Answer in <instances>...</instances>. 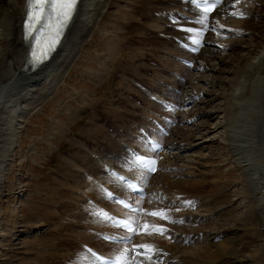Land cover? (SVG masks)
<instances>
[{"label": "bare ground", "instance_id": "6f19581e", "mask_svg": "<svg viewBox=\"0 0 264 264\" xmlns=\"http://www.w3.org/2000/svg\"><path fill=\"white\" fill-rule=\"evenodd\" d=\"M124 1L125 0H121L119 4ZM236 1L238 0H226L224 5L211 16V29L207 40V46L204 47L198 57L196 56L199 63L202 64V68L200 70L207 69L209 62L213 59H217L219 60L218 64L220 65L217 69L227 71V76L224 77V79H227L225 81L227 86V93H225V97L228 98L226 99L224 97L225 107L219 112L220 114H223V122L221 123V131L223 133L218 139H220V142L222 143L221 147L229 152L231 160L236 163L237 168L230 171L232 172L231 174L228 172V176H226L229 180L230 188L233 189L232 192H227L226 195L221 197L219 201L216 202V206L213 207V209H215L214 214L216 216L214 221H216L220 229L214 234H207L206 232L204 234L205 238L202 239V233L196 232L195 228H186L183 232L185 234L183 235L184 238L189 240L191 239L192 241H198V243H196V249L194 251L185 253L180 258L174 257L172 252H175V250L180 247H184L183 243L186 241L182 238V236L176 235L174 236L177 237V241L175 243L171 241V238L173 237L171 228H176V226L171 224H168V226H160L158 228L161 234H163V237L160 238V240H152L151 243L148 242L150 238L157 240V236L155 235L153 237L148 236L149 238H143V241L139 243V249L141 252L138 256H134L132 251L127 248L118 250L112 249L110 251L103 250L104 252L114 256H118L119 252L122 256H125L128 259L130 257V261L126 260V264H264V0H254L252 3L253 6L251 5L248 7L251 16L241 22L244 27H241L238 31L232 32L238 37L237 40H241L240 37H244L242 38L243 41L248 38H252V43L246 47L240 45L237 46L232 43L231 46L228 47V50L230 51V48L235 45V47L231 48V55L237 54L239 49L243 48V51L241 53V58L237 63H235L234 57L231 59L232 63H228L224 60L223 56H220V51H222L221 47L212 36L215 31V18L219 14L228 13ZM115 2L116 0H80V3L76 8L73 18L67 26L66 34L57 51L48 62L43 63L36 70H31L29 66L27 69H23V66L28 59V42L25 41L23 36V20L27 9V0H0V195L2 191L5 190V175L8 173L5 171V168L7 167L6 164L13 160V144L18 138H20V132L22 131L21 128L23 125L22 119L25 115V111L30 109L28 105H33V101L28 103L31 99L29 97L33 96L34 93H38L39 89L43 92L40 93L46 96V94L50 92V90L60 81V78L66 73L65 71L67 66H70L72 63L74 53L78 52L80 45L84 46L86 39L93 34L95 29H98L97 26H99V23L103 21L104 9L107 7L110 8V5L112 6V3ZM130 2L131 4L129 8L133 9L134 7V11L130 12V14H137V7H135V4L138 5L139 0H130ZM256 2H260V5L257 6ZM161 3H163V11H168L175 8L180 1L167 0L163 2L161 1ZM140 4L142 5V8L148 7V10H150L151 4L146 2H141ZM158 6L159 5H155L153 8ZM143 14L145 16L140 20H144L143 24L147 25L149 23L147 22L148 17L145 13ZM131 15H129V18H134L135 15ZM157 15L164 18V16L159 13ZM174 16L175 15L171 14V17ZM135 18L138 17L135 16ZM130 21L126 22L127 25L135 29L132 30L130 27L127 28V25H124L125 31H137L139 35H142L144 31L141 32L140 30H144L146 26H141L138 23V26L135 24V26H133L135 21L133 23ZM151 25L153 24H149V26ZM115 28L117 27L114 26V29ZM160 32L165 33L162 34V38L160 36H157L156 38H145L146 45L151 46L153 43L159 44L160 42L170 44L167 37L173 34L172 27L166 25V27H163ZM114 34L115 36H113V40L109 44L112 53L114 50H117V41L120 39L118 35H116L117 30L114 31ZM143 35L145 36V34ZM152 35L155 36V32L150 34V36ZM164 39L165 41H163ZM139 42L141 43V41ZM172 44L174 45V42ZM120 49L121 48L118 50L120 51ZM138 50L141 51L142 49L138 48ZM152 52L154 54V51ZM133 56L135 59L133 60V58H131V64L144 59L143 57L145 55L141 53V55ZM114 58L115 57H113V59ZM126 60L129 59L126 58ZM166 60L169 62L167 64H170L171 61L176 63L175 60H170L169 57L166 58ZM164 62L166 61L164 60ZM223 64L228 67L227 70L222 68V66H224ZM179 65L181 66V64H178V66ZM146 66L147 64L141 67L138 65V69L143 72V70L146 69ZM144 73L148 74L147 70H145ZM182 75L185 74L183 73ZM139 79H146V77L141 76ZM212 84L215 85L214 82H212ZM220 87L221 84L219 85V88ZM23 88L26 89L25 93ZM30 92L33 95H30ZM197 94H199V101H202L201 104H205L207 103V100H210L208 95L205 96L204 92V99L201 98L202 95L200 93H196V95ZM127 102L128 101L125 103ZM109 107L111 108L108 113L112 110V106ZM147 110L149 112L153 111L152 108H147ZM121 113L124 112L121 111ZM128 113L129 112L125 111L123 120L128 117ZM209 115L210 112L206 109V106L204 108L202 106L198 111L194 113L190 112L188 115V121H195ZM129 116L135 117L136 114L131 112ZM7 117H10V119ZM111 118L113 119L114 116ZM117 121H122V119L118 118L116 122ZM93 129L94 134H96L93 139H96L97 136L105 138L108 137L105 142L96 140V142H94L96 143L95 145L103 144L105 145L103 148H107L108 144L111 145L115 143L113 141V136L108 134L107 131L104 130L105 128L103 126L95 124L93 125ZM126 134L132 136L131 133ZM122 137L124 138V135H122ZM187 137L188 136L186 135L184 136V138ZM205 137L207 138L206 135L202 138L204 139ZM184 141L185 139L183 142ZM189 141L191 142V139L187 138V146L190 144L192 146V142L190 143ZM180 143H182V141H180ZM80 146H83V150L88 152V156L89 153L91 154V152H93L89 151V149H87L83 144H80ZM79 151H82L81 148H79ZM96 154L102 159L104 151L99 149V151H96ZM73 165L77 167L79 166L76 163H73ZM70 166L71 163L67 164L65 167L67 170L65 171H68ZM205 183L208 182L205 180ZM77 184L78 185H74V187H79L81 184L87 187L84 179H81ZM209 184L212 187V190H216V192L220 191L217 190L220 188V183L217 180ZM60 187L61 184H59L55 189L56 192L53 191V197L60 193ZM87 188L89 191L94 190V184L92 186L90 184ZM178 193L180 194V191H178ZM233 197L240 200L243 208L242 211L238 212V206L233 204ZM191 199L192 198L189 197L186 198V200ZM213 200L214 198L212 197L211 202ZM224 204L231 207L229 211H222L221 208H223L222 206ZM206 206L207 204L203 205V207ZM164 207L168 206H162V208ZM50 208L55 210L52 207ZM44 210V218L40 219L42 222L41 225L45 224L50 226L51 223L55 224L56 221L52 222L51 220V218H54L52 217L53 212L48 209L46 211V208ZM220 212H222L221 215ZM80 213L81 216H84V219L89 221V218L86 217V213L84 211ZM73 214L78 215L77 213ZM198 218L199 217L188 219L193 225L195 221H198ZM91 219L92 222L95 221V219ZM143 219L146 220L143 222V225H148L152 218H144L143 216ZM188 219L175 220L178 221V224L180 225L179 227H182L183 225L191 226V224H188ZM200 219L201 218H199V220ZM205 219L206 220L202 222L204 224L211 221L210 218ZM74 222L85 224L80 220H75ZM57 225H59L62 231L68 228L67 224L64 225L59 223ZM70 231L72 233H78L81 236L78 237L80 239L79 245H85V242H90L88 241L90 236L96 237L90 233H88L89 235L87 237H83L82 231L77 229V227L70 229ZM196 233L199 235H196ZM43 236L46 237L47 235L43 234L40 237V240L45 238ZM251 238L253 239L251 240ZM61 239L62 238L59 236L51 238L45 247L36 249L35 258H22L19 262L12 263L34 264L36 262L35 259H39L38 264H92L90 263V257L83 251L77 250L73 255L72 250L76 249L73 240H69L67 238ZM141 239L142 237H137L138 241ZM144 239H147V242H144ZM169 240L173 244L180 247L176 245L174 246ZM52 249L54 251L53 253L50 252ZM64 252L69 253L67 257H71L72 255L74 256L67 263H65V260L69 258L65 257V259L64 256L60 255Z\"/></svg>", "mask_w": 264, "mask_h": 264}, {"label": "rangeland", "instance_id": "374dc122", "mask_svg": "<svg viewBox=\"0 0 264 264\" xmlns=\"http://www.w3.org/2000/svg\"><path fill=\"white\" fill-rule=\"evenodd\" d=\"M120 1L121 0H116L115 3L117 4L112 3V6L114 4L117 5L116 8H113L110 5V8L107 7L106 8L107 10L104 9L105 11L103 15L104 17L103 21L104 20L105 21L103 23L102 22L99 23V26H97L98 29L97 30L95 29L93 34L86 39L84 46L80 45L78 52L74 53V59L72 60V63L70 64V66L69 65L67 66V69L65 71L66 73L60 78V81L50 90V92H48L46 96H44V94H41L43 92H41L42 90L40 89L38 93H34V95L30 92L31 93L30 95H33V96L29 97L31 99L29 100L28 103L33 101V105H30V104L28 105L31 110L29 109L25 111V115L22 121L24 125L25 119L28 116V118L26 119L27 121L26 126L28 124H31L33 128L27 129L26 126L24 125L25 128L24 129L21 128V130L23 129L21 139L19 140L18 138L16 142H14L13 144V146H15L17 145V142L19 141V145L17 146V148L13 147L12 149L13 154L12 153L11 154L13 156V160L9 161L6 164L7 167L5 168V171L9 173V168H10V175L7 176L8 173L5 175V180L7 181V182L5 181V185H4L5 190H3L0 195V264H8V263L13 264V263L19 262L22 258H35L36 249L45 247L48 244V241L52 238V237L49 238L50 236L46 232L44 234H46L47 236L46 237L43 236L45 238L42 240H40V237L43 234L40 236H36V238L34 239L29 237L26 234L27 232L25 231H27L28 227L32 224H33L32 226L33 229L36 228V230L37 229L40 230L42 226H45V224L41 225L42 222L40 221L41 218L42 219L44 218L43 216L45 213L43 212L45 211L44 210L45 206L43 205L44 207H42V211L35 210L36 208L34 206L35 203H31V200L27 201L28 193H32L30 198L38 201L39 197L37 196V193H40V190L38 191V189L43 187L46 184L49 185L50 183L53 182L52 185H49L51 186L49 189L50 191L48 189L43 190V195L49 196V199L44 196V198L43 199L40 198V200L50 203L48 204L49 206L48 208H46V211L48 209L51 212H53L52 217L54 218H51L52 222L56 221L57 224L62 223L64 225L65 224L68 225V223L64 222L63 218H61L60 220L59 219L56 220L58 214L55 211L57 210H52L50 207H52L53 209H56L55 207H58V208L61 207L62 205L61 197H62L64 188H66L65 185L71 186L70 184L66 183L67 179L65 177H69L68 171H66L68 174L61 173L60 171L61 167H63L64 170H67V168H65L67 164H64V161L61 155H62V151H67L71 149L70 148L71 143L69 142L70 143L69 144L64 140H59L63 137V130L72 127V125L75 123V120L72 121V118H70L71 111H73L74 109H79V110L80 109H85V110L92 109L94 111H101L105 113L104 111L108 110L109 106L114 107V105L118 104L117 101L114 100V98H117L118 89L129 87L128 79L125 77L119 76L120 71L133 72L136 74V76L141 75L147 78L148 74L144 73V71L147 70L148 66L149 68H153V67L150 65H147L146 69H144L142 72L140 69H138V65H140V67L144 66L145 65L144 61H146L147 59H151V58L158 60V61L165 60L166 63H169L168 60H166V58L161 59L162 57L156 52H154L153 54L152 52L153 44L151 46H148L145 43V38L148 39L150 37H155V38L157 37V35L150 36V34L152 32H157L153 30V27H155L156 29H160L162 27V23H161L162 21L157 22V26H156L154 23H150L149 20L147 21L149 23L147 25H144L143 24L144 20H140L141 18L145 16L143 12L141 11L142 5L140 3L146 2L148 4H151L152 1H158V0H139V2L140 1L141 2L140 3L138 2V5L135 4V7L138 6V11L136 12L137 14H133L137 16L138 18H135V16L134 18L133 17L129 18V15H131L130 12L134 11L133 4H132L133 9L129 8L131 4L130 0H125L124 2L119 4ZM164 1H167V0H164ZM253 1L252 0H241L242 8L239 9L238 11L239 15L237 16L239 19L244 21L245 19H247V17L251 15L248 7L252 5ZM123 3L124 4L127 3V4L123 5ZM259 3L260 2H256V5L259 6L260 5ZM112 14L117 15V18H115L114 21H111L108 19V18H114ZM156 17L160 19H164L162 17H159L157 14L156 16L155 15L153 16V18H156ZM119 21L121 22L119 23ZM128 21H130L131 23L135 21L133 23V26L135 25L138 26L137 23L140 24L141 26H146L144 30H140L141 32L144 31L143 34H145V36L143 34L139 35L137 31L135 32H128L127 30L125 31L124 25L126 26L127 25L126 22ZM243 21L237 22V24L241 26L242 28L244 27L243 23H241ZM149 24H153V25L149 26ZM114 26H116L117 28L114 29ZM128 27H130V29L132 30L135 29L127 25V28ZM116 30H117L116 35H118L120 39L119 41H117L118 42L116 46V48L118 47L117 50H114V52L112 53L109 44L112 42L113 36H115L114 31ZM160 33L165 34L163 32H160ZM137 35L140 37H138ZM227 35H229V33H227L226 36ZM135 36L138 38V42L141 41V43L139 42L138 47H133V49H131L132 45L128 43ZM242 38L244 37H240L241 40H237L238 37L234 35L233 38H231L230 42L225 41L226 39H222V43L223 44L225 43L224 45L225 46L228 45V47L231 46L232 43L236 44L237 46L240 45L243 47H246L252 43L251 42L252 38H248L245 41H243ZM232 47H235V45H233ZM119 48H121L122 50L120 49L119 51L118 50ZM138 48L142 49L141 51L140 50L139 51L143 55H145L143 57L144 59L140 60L138 58L140 61H142L141 64H140V61H136V63L131 64L132 63L130 62L131 58H133V60L135 59L133 55H136V56L139 55L137 53ZM231 48L229 51L228 48L227 50L225 49L222 50V47H221L222 51H220V56H223L224 60L227 61L228 63H232L231 59L234 57V61L235 63H237L238 60L241 58V55H242L241 53L243 51V48L239 49L237 54H234V55H231V51H232ZM173 49L175 48L171 46V50ZM171 50L169 53H172ZM113 57H115L114 58L115 60L113 59ZM126 58H128L129 60H126ZM218 62L219 60L213 59L211 62H209V66H207V69L198 70L195 73V75L198 77L202 76L201 79L196 80V79L190 78L186 86V89L188 91H192L193 93L195 92V95L196 93H200L202 95L201 98L204 99V95H203V92H204L205 96L208 95L210 99V100H207V103L205 104H201L202 101L198 100L197 101L198 106L196 107L195 111L194 109L191 110V112L194 113L198 111L202 106L203 108L206 106V109L210 112L209 116L201 118L202 120L200 121V124H202L200 126L205 125L206 128H209L207 130L205 126H203V130L207 138L205 137L203 139L201 137V134H202L201 128L199 127V124L194 125L195 121L194 122L192 121L194 123L193 125L185 124L187 126L185 125L184 127L182 126L184 130L179 129L175 131L176 135H174V138L177 139L179 134L180 135L182 134L183 137L186 135L188 136L187 138H190V139L191 138L194 139L196 136V140L193 141V139H191L192 146L191 144L188 145V147H190V150L184 149V151H179L177 159L174 158V154H172L171 156L170 155L167 156V158L170 156L169 159L175 165L179 166L180 180H176L174 184L180 191V195L188 194L186 195L187 197L192 198V199L198 198L199 200L201 199L200 196L202 195L204 196V198H202V201L205 202L208 191L212 192V187L210 190L205 189L206 191L202 194V192H193V191H189L188 193V191H185L186 189L183 186H191L193 188H197L199 186V187L204 188L203 185H204L205 180L208 181V183H211L215 180H217L220 183V186H219L220 188L217 189L220 191L212 194L208 198L206 203L199 204V206H201V209L200 210L197 209L196 210L197 212L195 211L197 214L195 218L199 217L201 218L200 220L198 218V221H195V223L191 226L183 225L182 227H179L180 226L179 224L178 226H176V228H180L182 232H184L186 228L187 229L195 228L196 232L202 233L201 234L202 239L205 238L204 234L206 232L207 234L209 233L214 234L216 233V231L220 229L219 225L216 223V221H214L216 219V216L214 214L215 209H213V207L216 206V202L219 201L221 197L226 195L227 192H232L233 189L230 188L229 180L227 179L226 176H228V172L231 174L232 172L230 171L237 168L236 163L233 160H231V156L229 152L221 147L222 145L219 143L220 139H217L220 137V136L218 137L220 132L223 133L221 131L222 130L221 123L223 122V117H222L223 114L219 115L220 114L219 112L221 109L225 107V98L226 99L228 98V97H225L226 95L225 93H227V86H226L225 81L227 79H224V77L227 76V71L218 70L217 68L220 67ZM223 65L224 66H222V68L227 70L228 67H226L225 64ZM139 72H141V74H139ZM98 75H99V79H97ZM133 76L135 75L129 74V78H132ZM94 82L97 83V85ZM212 82H214L215 85H213ZM220 84H221V87L219 88ZM132 87H133V84H132ZM23 89L25 93L26 89L25 88ZM128 93L132 94L133 92H128ZM93 97L95 99H92ZM184 100H188V99H186V97L184 96L183 101ZM150 104L153 105V103H150ZM133 105L137 106L136 103H134ZM120 107H121L120 109L112 108V110H110V113H108L109 118L113 123H117L116 120L118 118L123 120L125 111L129 112L128 110L124 109V111H122L124 113H121V110L123 109H122V106ZM148 108L150 109L151 106H149ZM86 114H90V112L88 111L87 113L83 114L85 118L89 116ZM128 114L130 115L131 112H129ZM129 115L128 117H130ZM112 116H114L113 119L111 118ZM10 117H7V118L10 119ZM187 117L188 116H186L184 119L186 120ZM209 120H210V124H209ZM86 123L87 122H85L84 120H81L80 125L76 123L75 126L70 131L71 132H81L82 127L86 125ZM95 124H98L99 126H103L105 128L104 130H106V127L103 124L90 123L87 127L83 129L87 132L86 135L89 140L86 141L82 138L78 139L77 137H75L73 138V141L77 145L83 144L84 146H86V143L88 141L90 142V145L96 144L94 143L96 142V140L105 142L106 139H108V137L105 138L102 136H97L96 139H93L94 136H96V134H94V129H93V125ZM35 127H40L42 131L36 129ZM218 127L220 128L218 129ZM90 130L93 131V133H91ZM48 134H50L52 137L57 136L58 139L52 138ZM68 135H71V134H68ZM187 138H185V140H187ZM38 139H40V144L44 143L43 139L45 141L48 140V142H50V139H51V142L53 141V144L47 143L46 144L47 147L42 148V157L40 161V167H35L34 165L35 156L28 155L27 146L30 145L31 142L32 143L36 142ZM70 140L71 138L69 139V141ZM217 140H219V142H217ZM55 141H60L62 143L60 145V148L57 151H56V148L59 146H58V143ZM104 146L105 145L103 144L96 145L95 146L96 151H99V149ZM226 152L228 153L226 154ZM166 166H167V163H166ZM71 177H73L72 173L69 178ZM164 178H165V175L160 174V178H158V181ZM170 178L171 177H169V179ZM179 178H176V179H179ZM209 179L211 180L209 181ZM171 180H175V179L171 178ZM160 183H162V181ZM59 184H61L60 193L56 195L55 197H53V193H54L53 191L56 192L55 189L58 187ZM71 187L76 188L74 187V185ZM79 187H81L80 189L85 192H90L89 189L85 187V185L81 184ZM25 188H28L27 193H25L23 196L18 195L19 193H23L24 192L23 189ZM80 189H76V190H80ZM95 189H98V188L94 184V190ZM212 197L214 198V200L211 202ZM79 198H82V196L80 195ZM186 198L183 199L184 204H187L192 200V199L186 200ZM173 199L175 202L177 201L175 198ZM206 204L207 206L203 207V205H206ZM233 204L238 206V210H239L238 212L243 210L239 199L233 197ZM167 206L171 207L169 205ZM226 206H227L226 204L222 206L223 207L221 208L222 211L230 210L231 207L229 206L226 207ZM206 208H209V209H206ZM77 209L80 210V212L83 211L81 210L80 206ZM65 211L70 212V213L71 212L77 213L79 216H81L80 212H77L74 210L72 211V209H69L68 207H65L63 211L64 214H65ZM199 214H201L202 216H200ZM205 214H206L205 218H210L211 220L207 224L202 223L206 220L203 216ZM221 214L222 212H220V215ZM162 218H164V216L159 217V219H162ZM65 219L68 221L70 220L69 218H65ZM166 220L168 221L169 219L167 218ZM159 222L161 221L159 220ZM188 224L189 225L191 224L190 220L188 221ZM75 227L76 226H71L70 229H74ZM171 231H172L173 236L174 235L182 236V238H184L183 235H180L177 232H174L172 228H171ZM82 233H83V237H87L89 235L85 231H82ZM154 235L157 236L156 237L157 240L150 238L148 242L151 243L152 240L158 241L160 240V238H162L161 235L155 234V233L151 234L150 236L153 237ZM73 236H74V239H70V238H67V239L74 241L75 248H76L75 251H76L78 250L79 241H80L78 237H81V236L78 233H74ZM96 238L90 236L89 239L92 241V243H94V241L95 242L98 241L99 243H101L100 240ZM184 239L186 242L189 240L187 238H184ZM252 239L253 238H251V240ZM146 240L147 239H144V242H147ZM189 241H192V240L190 239ZM196 243H198V241H195L194 243H187L183 245L184 247H180L172 243L174 246L176 245L180 247L177 250H175V252H172V254L176 258L178 257L180 258L185 253L194 251L196 249ZM50 252L53 253L54 252L53 249L50 250ZM65 253L66 252H64L63 254L61 253L60 255L64 256L65 258L69 255V253H66V255ZM35 260L36 262L34 264H38L39 259H35Z\"/></svg>", "mask_w": 264, "mask_h": 264}]
</instances>
